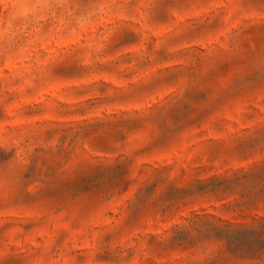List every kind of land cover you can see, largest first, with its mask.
I'll return each mask as SVG.
<instances>
[{"label": "rangeland", "instance_id": "rangeland-1", "mask_svg": "<svg viewBox=\"0 0 264 264\" xmlns=\"http://www.w3.org/2000/svg\"><path fill=\"white\" fill-rule=\"evenodd\" d=\"M0 264H264V0H0Z\"/></svg>", "mask_w": 264, "mask_h": 264}]
</instances>
